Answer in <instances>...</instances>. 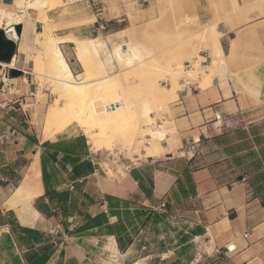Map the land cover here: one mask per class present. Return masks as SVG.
Returning <instances> with one entry per match:
<instances>
[{"label":"crops","instance_id":"obj_1","mask_svg":"<svg viewBox=\"0 0 264 264\" xmlns=\"http://www.w3.org/2000/svg\"><path fill=\"white\" fill-rule=\"evenodd\" d=\"M92 1L100 13L85 7L88 23L60 38L115 39L157 22L160 12L168 19L161 30H169L171 18L187 16L196 27L217 26L226 76L216 74L207 89L180 84L164 152L123 165V180L108 179L101 159L77 147L78 137L43 143V192L32 202L38 217L28 223L5 204L36 151L15 138L0 145V264H36L27 260L33 254H46L43 264H264V0H234L237 13L231 0H174L171 10L158 0ZM2 6L10 8L9 0ZM233 14L240 22L230 26L224 19ZM60 50L75 74L73 45ZM198 55L209 66L210 51ZM84 163L90 171L76 174ZM101 214L107 224L84 228ZM165 220L176 226L160 227ZM229 244L233 254L225 253Z\"/></svg>","mask_w":264,"mask_h":264},{"label":"bare ground","instance_id":"obj_2","mask_svg":"<svg viewBox=\"0 0 264 264\" xmlns=\"http://www.w3.org/2000/svg\"><path fill=\"white\" fill-rule=\"evenodd\" d=\"M74 1L13 0L12 5L9 6L10 8L0 6V30L9 33L15 40H17V37L13 32V26L22 25L29 12H34L36 15L33 28L35 42L38 44L40 48L38 50L41 53L33 58V75L42 76L46 83L50 85L51 93L56 97L53 105L48 107L44 114L41 140L47 141L75 123L83 130L88 142L94 148L111 151L114 144H118L120 149L142 158L159 156L163 152L161 141L166 140L167 134L171 131L165 127L166 125L161 126V123L160 126L154 125L153 115L156 113L153 110L165 98H175L177 96L176 92L180 90V85L174 79H172L168 88L157 86L155 82L156 86L154 85L153 90L150 91L149 84L139 85L134 83L132 85L131 82L133 79H141L149 70H165L172 76H178L181 72H184L186 76L191 78L198 71L204 69V72L201 71L199 88H209L213 80V74L217 73L223 78L226 76L219 35H214L212 28L206 29L205 27L200 29L198 33V38L206 45L204 50L210 51L212 55L209 66L205 68H202L196 61L191 70H184L182 62L176 63V67L169 70V62H160L154 58V55H151V58H153L151 64L146 63L142 47L131 42L127 43L125 51L122 48V45H124L122 42V45L115 46L113 50L109 49L111 52L104 59H100V43L98 40H80L73 37L58 38L52 35L53 30H50V18L47 14L64 2L72 3ZM231 1L234 13H237L239 6L237 7L234 0ZM36 24L41 25L40 32L35 30ZM64 43L73 45L75 61L82 70L81 74H76L77 76L72 73L61 52L62 50H60V44ZM23 47L20 45L17 53L27 50ZM202 50L200 51L202 52ZM198 51L194 52V55L200 59ZM16 59L17 56L15 55L9 64L0 63V68L5 70L14 69ZM114 64L125 68V70L120 74L108 75L107 68H112ZM208 72H211V74H208ZM2 80L6 81L5 78ZM136 86L143 87V90L141 88L139 91L136 90ZM156 111L158 112V108ZM144 142L145 145H143ZM169 146L171 147L170 141ZM29 163L23 181L18 187H14L15 189L5 204L8 210L17 212L16 216H18L21 223L27 222L30 217H38L36 211L32 208V202L43 192L38 151L32 156ZM111 173L109 171L107 174L110 175Z\"/></svg>","mask_w":264,"mask_h":264},{"label":"rangeland","instance_id":"obj_3","mask_svg":"<svg viewBox=\"0 0 264 264\" xmlns=\"http://www.w3.org/2000/svg\"><path fill=\"white\" fill-rule=\"evenodd\" d=\"M2 2L3 0H0V6H2ZM158 2H165L166 4H168L170 10L175 5L174 0H158ZM9 3L10 5H12L13 0H9ZM85 7L88 8L87 10H91L95 13H100L102 8L100 3L94 2L92 0H75L72 3L64 2L61 6H57L56 8H54V10L49 12L47 16L48 18H50L49 23L50 30H53L52 35L54 37L60 38V35H63L64 33H70L71 31H76L77 29H79L80 25L87 24L88 21L83 10ZM173 14L174 12L170 14L171 17ZM166 15V12H160L157 22L151 23L146 26L142 25L137 28L132 27L129 32L123 33L122 35H117L115 39L113 37H108L106 39H102L101 37L97 38L96 40H98L100 43V59H104V57L108 53H110L115 46L122 45V42L125 45H123L122 47L125 51L127 43L131 42L133 44L137 43L142 47V52L144 54V58H146V63L151 64V62L153 61L151 55H154V58L159 60L160 62H169V70L174 69L176 67V63L178 62H182L181 64L184 70H191L196 61L200 65L201 59L196 58L194 52H197L198 50L200 51L202 49L204 50L206 45L200 40V38H198V33L203 27H205L206 29L212 28L213 34L219 35L220 37V34L217 33V26H215V24H210L208 26L196 27L197 24L192 18L184 16V18H181V20L179 21L171 18L170 22L172 23V25H174L173 29L166 30L167 28H165L162 31V27L160 26L161 21L168 22V19H166ZM26 17L23 21V24L21 25L22 29L24 30V36L20 38V45L24 46L23 48H27L28 51L25 50L24 52H16L17 61L14 68L20 70L22 72V75L17 78L5 77L6 81H4L5 86L3 87L1 85V81L4 78L5 71L8 70L0 68V104H7L5 109L8 111V114L4 115V119L7 125L16 129L17 136H15L14 138L24 144L23 146L25 147H23V149L28 150L32 148L37 152L45 142H51L58 139H67L68 137L70 139H72L73 137H82L85 147L90 149L91 153L96 154L101 159L102 167L104 168L105 173L107 174L109 171L112 172L110 175L107 174L106 177L110 180H123L125 178L123 165H137L138 162L143 158L134 154H129L127 151L120 149L118 144H114L111 151L94 148L91 143L88 142L86 136L83 133V130L80 129L75 123L68 127L67 130L57 133L49 140H41L42 120L44 114L47 111L48 107L53 105L56 97L51 93L50 85L46 83V80H44L42 76H37L35 74L33 75V58L34 56L40 54L41 51H39L40 48L35 42V33L33 28L36 15L34 12H29ZM239 20L240 19L239 17H236V14H233V16L228 20L224 19L225 23L230 26L239 23ZM26 22L29 23L27 24ZM35 30L40 32L41 25L36 24ZM29 31H31L32 33L30 32V34ZM25 34L27 35L26 37ZM91 35L92 37H95L96 34ZM30 38H32L33 40ZM78 39L84 40L92 38L90 37ZM194 59H196V61ZM222 60L224 68L226 70L225 61L223 58ZM185 61L186 63L184 64ZM73 62L75 66L74 70L77 71L74 75L77 76L79 73H82V70L79 64L75 61V58ZM124 70L125 68L119 67L118 65L114 64L112 68H107V74H120ZM201 71L204 72V69L198 71L194 77L189 78L184 74V72H181L178 76H172L165 70H149V72L143 75L141 79H133L131 84H149L150 91L153 90L152 87L155 85V82L157 86L168 88L171 85L170 83L172 79H174L179 85L182 82L184 84H194L198 82L199 84L202 75ZM208 74H211V72H208ZM216 74L217 73L213 74L212 78H214ZM136 87V90L138 91L141 88L139 86ZM179 88L182 89V86H180ZM141 89L143 90V87ZM176 97L173 99L165 98L162 103H159L155 106V110H153L154 113H156L155 115H153V118L155 120L154 125H166V128H171V132L174 131L173 125L168 124V120L166 117L169 114L170 103H172L176 99ZM157 108L158 112L156 111ZM160 108H162V113L160 112ZM145 144L146 143L144 142L143 145ZM160 210H163V208H160ZM160 223L161 224L159 226L165 228H174L176 226L174 223L172 225L170 224V222L167 223L166 220L160 221Z\"/></svg>","mask_w":264,"mask_h":264},{"label":"water","instance_id":"obj_4","mask_svg":"<svg viewBox=\"0 0 264 264\" xmlns=\"http://www.w3.org/2000/svg\"><path fill=\"white\" fill-rule=\"evenodd\" d=\"M13 32L17 39L21 35L22 26L15 25L13 26ZM17 52V44L16 40L9 35V33H5L3 30H0V63L9 64L13 57ZM22 75V72L17 69H10L7 72V76L9 78H17ZM42 150V148L40 149ZM35 154V152H33Z\"/></svg>","mask_w":264,"mask_h":264},{"label":"built area","instance_id":"obj_5","mask_svg":"<svg viewBox=\"0 0 264 264\" xmlns=\"http://www.w3.org/2000/svg\"><path fill=\"white\" fill-rule=\"evenodd\" d=\"M7 72L8 71H5L4 73V78L7 77ZM1 85L4 87L5 86V83L4 81L2 80L1 81ZM7 106L6 103L4 104H0V145H3L5 144L6 142L8 141H11L15 136H17V131L15 128H12L11 126L7 125L5 119H4V115H7L8 114V111L5 109ZM194 150V147L193 145L191 147H189V151H192ZM65 170L67 172H70L71 171V168L68 166V165H65ZM79 183H81L82 181L79 180L78 181ZM68 190L69 191H73V187L72 186H68ZM225 253L226 254H233L236 250V247L235 245H227L225 248Z\"/></svg>","mask_w":264,"mask_h":264},{"label":"trees","instance_id":"obj_6","mask_svg":"<svg viewBox=\"0 0 264 264\" xmlns=\"http://www.w3.org/2000/svg\"><path fill=\"white\" fill-rule=\"evenodd\" d=\"M77 139H79V142L81 141V143L79 144V148H83L85 147V144L83 142V138L82 137H78ZM72 163H76V160H70ZM91 166L89 163H84V164H78L77 166H74V171L76 172V174H81V173H85L86 171H90ZM43 175V173H42ZM47 194V192H46ZM61 199H63V195H61L60 197ZM137 216H141L142 214H140L139 212L136 214ZM87 223L84 225V228L87 229L89 227H100L104 224H107V219L106 216L104 214H101L95 218H87ZM35 258L36 259V264H43L46 259H47V255L46 254H33L32 256L28 257V261L31 262V260Z\"/></svg>","mask_w":264,"mask_h":264}]
</instances>
